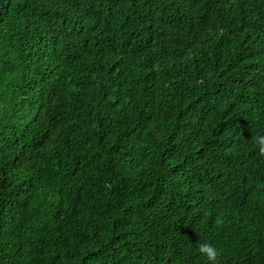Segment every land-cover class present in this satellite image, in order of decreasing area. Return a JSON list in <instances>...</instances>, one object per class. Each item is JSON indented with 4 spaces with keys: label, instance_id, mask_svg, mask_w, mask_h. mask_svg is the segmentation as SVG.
<instances>
[{
    "label": "trees",
    "instance_id": "obj_1",
    "mask_svg": "<svg viewBox=\"0 0 264 264\" xmlns=\"http://www.w3.org/2000/svg\"><path fill=\"white\" fill-rule=\"evenodd\" d=\"M264 0H0V264H264Z\"/></svg>",
    "mask_w": 264,
    "mask_h": 264
},
{
    "label": "clouds",
    "instance_id": "obj_2",
    "mask_svg": "<svg viewBox=\"0 0 264 264\" xmlns=\"http://www.w3.org/2000/svg\"><path fill=\"white\" fill-rule=\"evenodd\" d=\"M254 143L257 145L259 154L264 156V135H258L253 138ZM198 252L202 256H205L210 264H216L217 258L220 255L217 249L207 242L198 244Z\"/></svg>",
    "mask_w": 264,
    "mask_h": 264
}]
</instances>
